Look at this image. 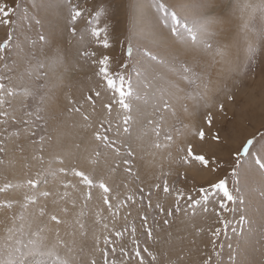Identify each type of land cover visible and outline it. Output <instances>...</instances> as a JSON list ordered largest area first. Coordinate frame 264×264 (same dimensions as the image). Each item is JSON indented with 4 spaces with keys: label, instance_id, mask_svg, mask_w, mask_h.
Wrapping results in <instances>:
<instances>
[{
    "label": "snow or ice",
    "instance_id": "1",
    "mask_svg": "<svg viewBox=\"0 0 264 264\" xmlns=\"http://www.w3.org/2000/svg\"><path fill=\"white\" fill-rule=\"evenodd\" d=\"M67 3L69 4L70 24L75 25L76 21L84 15L85 10L78 5H72V0H67ZM215 6L216 0H196L194 5H180L179 7L188 13L184 16L183 31H181L180 11L177 7H171L164 2L158 4V9L165 18L170 17L174 24L171 29L173 36L182 41L185 47L173 42L166 50V58L153 55L150 51L145 53L151 61L156 62L154 67L159 69V72L147 83L148 95L151 96L150 112L137 107L135 109L137 115L134 117L131 114L134 110L130 99L133 96L131 84L123 75H120L118 77L120 83L117 87L116 81L111 78L108 71L110 57L104 56L97 61L102 66L100 72L107 81V85L114 92H118V98L114 103L123 110L124 117L122 126L117 124L115 129L110 120L104 119L99 122L92 137L96 146L89 156L93 171L88 172L75 166L66 167V159L59 153L50 152L47 156L45 155L46 149L54 147L64 136V133L60 131L63 127L62 122L53 129L57 133L55 144L53 135L47 131L49 121L56 119L55 115L49 113L47 101L49 93L55 91L63 83L67 54H62L59 47L55 45L57 37L54 32L49 35L39 34L38 39L42 45L39 51L36 50L35 40L28 44L25 39L14 36L15 27L12 17L16 14V9L6 3H0V26L10 28L7 39L0 43V62H4L3 71H0V168L6 169L11 163L8 160L7 147L10 136L18 138L23 133L32 144L37 146L32 155L35 171L26 174L23 181L5 182L3 186H0V194H7L10 191L22 192L20 200H0V210L9 213L5 218L7 223L0 220V224H4L3 234L0 235V264H28L29 257L42 258L39 264H180L184 258L182 255L173 259L168 250L157 251L149 247V242L153 245L160 242L154 235V231L160 230L161 221L163 226H169L172 218L181 212L192 216L196 215V210L199 208L207 212L210 199L219 194H222V198L218 201L219 207L224 211L235 210L230 209L228 203L225 202L236 204L238 200V197L230 191L226 179L207 187H201L198 190L200 198H194L192 194L185 193L182 188L170 186L166 178L161 180V177L170 174L163 171L162 165H160V175L156 177L158 182L147 191V203H145L144 187H138L136 191H127L122 196L108 183V178L122 166L123 172L139 180L138 173L133 171L136 149L130 143L125 146V142L120 137L121 134L130 137L132 126L141 121L146 123L142 126L141 137L138 139L151 133L153 139L149 147L156 150H167V159L170 162L173 161L171 149L175 148L179 154L175 163L191 165L196 162L205 168L208 167L209 159L203 154L194 153L191 142L186 139L192 136L203 141L204 129L184 123L176 110V103L190 99L195 102L197 108L202 105L208 109L203 118L207 125L211 126L213 115L210 111V98L214 91V82L210 72L196 71L194 64L183 60L182 57L189 54L195 56L198 49L208 51L213 56L214 65L220 64V73L226 78H232L249 71L250 66L256 62L261 45L264 44V23L260 27L255 24L257 18L264 22V0H233L231 5V9L239 11L242 17L247 15L242 25L246 42V59L242 64L230 58V46L227 42L215 45L212 42L217 35V32L213 31L214 28H219V34L227 37V29L224 25L227 24L228 13L217 14L214 10ZM24 11L26 15L27 10ZM104 11L106 9L101 7L97 16ZM35 22L40 23L39 20ZM68 30L71 36H77L75 26H71ZM103 32V47L108 48L110 45L107 39V29ZM91 35L99 40L101 30L94 28ZM79 39L83 40L84 37L80 36ZM50 47L56 48L54 56H48L45 52V49ZM8 52L14 53L16 57L11 65L7 63L6 53ZM79 55L89 57L95 56L96 53L81 51ZM128 56H132L131 46L128 48ZM173 76H179L192 86L193 90L185 96L179 95L178 93L183 89H180L173 81ZM100 95L99 91L94 92L95 97L98 98ZM227 98L234 99L232 95H228ZM15 99L20 100L19 108L12 107V101ZM67 102L68 116L79 114L84 121L82 127L92 128V116L96 112V100L93 95L85 94L83 101L68 96ZM145 103H148L147 99ZM86 104L89 105L90 111L85 108ZM104 107L110 116L113 104L108 103ZM218 107L220 111H223V104ZM17 112L21 115L17 116ZM181 112L190 115L187 103L181 104ZM169 115L176 123L165 128ZM9 125H20L21 127L9 133ZM37 129L41 134L38 139H33L37 137ZM109 133L113 135L110 136ZM213 139L219 142V134L214 135ZM256 144L255 138L247 140L242 151L237 153L236 160L239 162L242 158L251 156L261 177L264 178V137L253 153L252 150ZM75 147L79 149L80 145L76 144ZM109 153L119 159L113 161L108 178L97 177L95 167L102 161L107 163ZM211 163L217 167L220 166L215 159ZM28 167L31 168L32 165ZM238 167L239 164L231 173L234 184L240 183ZM69 176L78 178L77 183L67 179ZM119 187L118 185L117 188ZM123 187L127 189L128 183H124ZM93 189L99 190V199L106 206L108 216L103 215V209H97L94 212L93 224L98 227L92 229V244L86 248L84 241L89 238V226L85 220L88 214L85 209L93 199ZM154 192L160 193L163 200L173 198L174 206L165 207L159 201L153 205L151 198ZM182 201L184 206L181 204ZM49 205H51V210ZM17 208L21 211H15ZM133 208L139 216L140 227L144 234L143 242L137 234L135 221L129 220ZM121 210H124L122 219L125 223L117 229L115 225L118 218H121ZM149 213H152L151 224ZM261 219L264 220V216ZM221 221L223 230L227 233L229 222L223 220L222 217ZM220 234L221 229L217 228L213 236L218 238ZM78 235L81 237L80 240L76 239ZM66 236L71 237V240L65 239ZM126 236L128 241L122 242ZM252 243L258 244L259 247L249 248L246 242L243 259H237L235 264H264V231L260 239ZM257 254L259 259L256 258ZM216 255L219 257L220 253L216 252ZM210 259L204 264H210Z\"/></svg>",
    "mask_w": 264,
    "mask_h": 264
},
{
    "label": "rangeland",
    "instance_id": "2",
    "mask_svg": "<svg viewBox=\"0 0 264 264\" xmlns=\"http://www.w3.org/2000/svg\"><path fill=\"white\" fill-rule=\"evenodd\" d=\"M161 2L171 7H177V10L180 11L181 31H183L184 16L188 13L179 6L194 5L196 0H72V5H78L85 10L84 15L76 21L75 25L70 24L67 0H0V3H6L16 9V14L12 17L15 27L14 36L25 39L28 44L35 40L36 50L39 51L42 47L38 39L39 34L49 35L54 32L57 37L55 45L59 47L62 54H67L63 83L55 91L49 93L47 101L49 113L56 116V119L49 121L47 131L53 135L55 144L57 133L53 129L62 122L63 127L60 131L64 133V136L54 147L46 149V156L50 152L59 153L66 159V167L75 166L91 172L93 165L89 161V156L91 150L96 146L92 137L99 122L104 119L110 120L113 129L117 124L122 126L124 112L119 108V105L114 103L118 98V92H114L107 85V81L100 72L102 66L97 62L104 56L110 57L108 71L111 78L116 81L117 87H119L118 77L120 75H123L132 86L133 96L130 99L134 110L131 114L134 117L137 115L135 111L137 107L142 108L145 112L151 111V96L148 95L147 83L153 79L159 69L154 67L156 62L151 61L145 53L150 51L153 55L166 58V50L173 42L185 47L183 42L177 40L171 32L174 27L171 18H165L158 9V4ZM232 3L233 0H216L214 10L217 14L228 13L227 24L224 25L227 29V37L219 34V28H214L213 31L217 32V35L212 42L214 45L227 42L230 46V58L234 62L242 64L246 59V42L242 25L247 19V15L242 17L239 11H233ZM18 5L19 7H17ZM101 7L106 11L97 16ZM24 10H27L26 15ZM36 20H39L40 23L37 24ZM262 23L264 22L259 18L255 21L257 27H260ZM71 26H75L77 30L76 37L71 36L68 30ZM94 28L101 30L99 40L91 35ZM104 29H107V39L110 45L108 48L103 47ZM9 31V27L0 26V43L7 39ZM80 36H83L84 39L80 40ZM129 46L132 47L131 57L128 56ZM81 51L94 52L96 55L81 57L79 55ZM45 52L48 56H54L56 48H47ZM6 56L9 65L16 59L12 52L6 53ZM182 59L194 64L198 72H210L214 82V91L210 98V111L213 115L211 126H208L203 118L208 109L202 105L197 108L195 102L190 99L176 103V110L184 123L204 129L205 138L203 141L192 136H188L186 139L191 142L194 153L203 154L209 159L208 167L205 168L196 162L191 165L175 163L174 161L179 156L175 148L171 149L173 161L170 162L167 159V150L162 151L149 147L153 139L151 133L138 139L141 137V128L146 123L141 121L132 126L130 137L123 134L120 137L125 142V146L130 143L136 149L133 171L138 173L139 180L123 172V166L108 178L113 161L119 159L112 153L108 154L107 163L102 161L95 167V174L97 177L108 178V183L122 196L127 191H136L138 187H144L145 203H147V191L158 182L156 177L160 175V165L163 166V171L170 173L166 177H161V180L166 178L170 186L182 188L185 193L192 194L194 198H200L198 190L201 187H207L226 179L230 191L238 197L236 204L225 201L230 209H235L234 211H224L219 207L218 201L222 198V194H219L210 199L207 212L203 208L197 209L195 216L185 215L181 212L172 218V223L169 226H163L161 221L160 230L154 231V235L160 242L155 245L149 242V247L157 251L168 250L173 259L182 255L184 258L180 264H204L209 258H211L210 264H235L237 259H243L246 242H248L249 248L259 247L258 244L252 242L259 240L262 231H264V220L261 219L264 216V196H262L264 178L261 177L251 156L242 158L239 162L236 160L237 153L242 151L247 140L256 139L257 144L252 150L255 153V149L259 147V143L264 137V44L261 45L256 62L250 66L249 71L244 75L232 78H226L224 74L220 73V64L214 65L213 56L208 51L198 49L195 56L189 54ZM3 64L4 62H0V71H3ZM172 79L180 89H183L178 93L179 95L185 96L193 90L192 86L180 79L179 76H173ZM95 91L101 93L100 97L94 96ZM85 94L93 95L96 100L92 128L82 127L84 121L79 114L72 116L67 114V97L71 96L78 101H83ZM228 95H232L234 99L229 100ZM146 99L147 104L145 103ZM108 103L113 104L110 116L104 107ZM184 103H187L190 115L181 112V104ZM220 104H223V111H220L218 107ZM19 106V99L12 101L13 108H19ZM85 108L90 111L89 105L86 104ZM16 114L17 116L21 115L20 112ZM175 123L176 121L169 115L165 128ZM73 125L75 126L73 127ZM20 127V125H9V133ZM39 134L41 132L37 129V137L33 139H38ZM216 134H219V142L213 139ZM109 135L112 136L113 133H109ZM76 144L80 145L79 149L75 147ZM7 147L9 150L8 160L11 163L6 169L0 168V186H3L5 182L23 181L26 174L35 171L32 155L37 146L32 144L27 136L23 133L18 138L10 136ZM213 159L220 165L219 167L211 163ZM238 164L240 183L234 184L231 173ZM28 165H32V167L29 168ZM67 179L73 183L78 181V178L71 176ZM124 183H128L127 189L123 187ZM118 185L119 188H117ZM99 196V190L93 189V199L85 209V212L88 213L85 220L89 226V238L84 241L86 248L92 244V229L98 227L93 224L94 212L97 209H103V215L108 216L106 206L101 203ZM4 199L20 200L22 192L10 191L7 194H0V200ZM151 199L153 205L159 201L165 207L174 206L173 198L163 200L160 193L154 192ZM77 203H80L79 199ZM181 204L184 206L183 201ZM49 209L51 210V205H49ZM15 211L19 212L21 209L17 208ZM123 214L124 210H121V218H118L115 225L117 229L125 223L122 219ZM8 215L7 211L0 210V220H3L4 223H7L5 218ZM151 215L152 213H149L150 224ZM221 217L229 222L227 233L223 230ZM129 220L135 221L137 234L143 242L144 234L135 208L132 209V216L129 217ZM217 228L221 229L218 238L213 236ZM3 229L4 224H0V235L3 234ZM65 239L71 240V237L66 236ZM76 239L80 240L81 237L78 235ZM214 240L215 243H213ZM127 241L128 237L126 236L122 242L126 243ZM216 252L220 253L219 257ZM256 258L259 259L258 254ZM41 259L40 257H29L28 264H39ZM97 259L99 260V256Z\"/></svg>",
    "mask_w": 264,
    "mask_h": 264
},
{
    "label": "bare ground",
    "instance_id": "3",
    "mask_svg": "<svg viewBox=\"0 0 264 264\" xmlns=\"http://www.w3.org/2000/svg\"><path fill=\"white\" fill-rule=\"evenodd\" d=\"M167 39V38H166ZM31 260V259H30ZM34 260V259H33ZM29 262V261H28Z\"/></svg>",
    "mask_w": 264,
    "mask_h": 264
}]
</instances>
